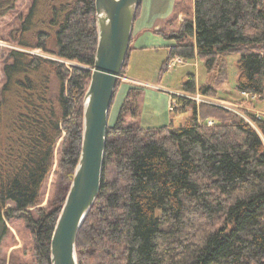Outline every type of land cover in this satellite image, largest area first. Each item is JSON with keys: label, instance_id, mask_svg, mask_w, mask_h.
I'll list each match as a JSON object with an SVG mask.
<instances>
[{"label": "trees", "instance_id": "obj_1", "mask_svg": "<svg viewBox=\"0 0 264 264\" xmlns=\"http://www.w3.org/2000/svg\"><path fill=\"white\" fill-rule=\"evenodd\" d=\"M17 1L0 0V17ZM31 3L11 36L20 48L9 50L3 67L0 246L5 218L19 215L33 231L37 264H52V234L81 155L99 36L95 0ZM195 8L194 19L173 29L177 12L156 31L176 41L163 71L176 57L197 58L222 85L230 78L227 57L240 53L236 88L263 98L264 0H196ZM187 78L186 92H218L205 82L198 87L194 72ZM173 97L179 113H191L179 124L142 127L120 115L109 125L102 188L78 234L79 264H264V115L249 122L219 104ZM62 137L57 193L41 208ZM0 264L24 263H8L0 250Z\"/></svg>", "mask_w": 264, "mask_h": 264}, {"label": "rangeland", "instance_id": "obj_2", "mask_svg": "<svg viewBox=\"0 0 264 264\" xmlns=\"http://www.w3.org/2000/svg\"><path fill=\"white\" fill-rule=\"evenodd\" d=\"M31 2L32 0H18L12 10L0 17V94L5 81V75L3 74L4 62L9 56V50L15 47L20 48L17 41L11 37L12 32L19 26V15H25L29 11ZM33 52L43 53L40 49L33 50ZM167 54L168 50L163 46L132 49L128 56L127 73L120 78L121 83L112 104L109 125L116 123L120 115L126 123L136 122L141 126L143 124L164 125L170 124V122L179 124L191 115L190 112H178L181 103L178 98L173 97V94L181 90L178 93L179 95L182 94L191 100L197 101L198 106L204 102L219 104L241 114L249 122H252V115H264V97L261 98L260 94L252 92L244 94L236 88L239 77L238 60L241 57L240 53L230 54L227 57L230 78L227 83L222 85H214L206 66L197 58L191 61L186 60L185 64H179L175 67H169L170 64L172 65V62H170L168 70L163 71L162 67ZM191 72L197 75L198 87L203 82L211 84L218 89L217 94L213 96L202 93L199 88L197 92L192 93L183 90V83L188 79V73ZM127 74L148 82H131L126 77ZM129 83L132 84V87L127 90L126 95L123 91L124 97L121 98L122 88ZM191 107L189 108L190 111ZM62 140L63 137L56 146L54 167L42 187L41 203L38 207L49 208L57 193ZM107 172L109 177L113 178L115 165H109ZM8 206H13V203ZM5 223L9 230L1 241V255L5 257L8 263L15 261L24 264H37L34 253L35 238L26 218L17 215L11 219L5 218ZM3 229V223L0 222V233L3 232Z\"/></svg>", "mask_w": 264, "mask_h": 264}, {"label": "water", "instance_id": "obj_3", "mask_svg": "<svg viewBox=\"0 0 264 264\" xmlns=\"http://www.w3.org/2000/svg\"><path fill=\"white\" fill-rule=\"evenodd\" d=\"M95 1L99 40L84 101L81 155L52 234V264H79L78 234L102 188L111 103L130 50L134 21L141 2Z\"/></svg>", "mask_w": 264, "mask_h": 264}, {"label": "crops", "instance_id": "obj_4", "mask_svg": "<svg viewBox=\"0 0 264 264\" xmlns=\"http://www.w3.org/2000/svg\"><path fill=\"white\" fill-rule=\"evenodd\" d=\"M195 2L196 0H142L139 8L140 12L134 21L135 23L132 30L130 52L132 49L137 48L163 46L168 50L167 60L170 53V47L175 45L176 41L168 38L166 39L163 35L157 33L156 31L165 28L168 24V20L172 19L177 12L178 16L176 17L174 24L171 25V28L173 29H177L186 18L191 17L194 19L196 12ZM169 67L175 66L170 64ZM126 77L131 82H148L147 80H140L135 76L131 77L128 74ZM130 87H132V84L129 83L122 88L121 98L124 97V93L126 95V92ZM240 92L243 93L242 91ZM142 126L147 127L159 125L143 124Z\"/></svg>", "mask_w": 264, "mask_h": 264}, {"label": "built area", "instance_id": "obj_5", "mask_svg": "<svg viewBox=\"0 0 264 264\" xmlns=\"http://www.w3.org/2000/svg\"><path fill=\"white\" fill-rule=\"evenodd\" d=\"M172 66H176V65H179V64H185L186 63V59L179 56V57H176L174 58L172 61ZM244 94H248V92H243ZM209 123L212 124L213 123V120H209Z\"/></svg>", "mask_w": 264, "mask_h": 264}]
</instances>
